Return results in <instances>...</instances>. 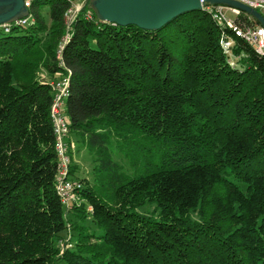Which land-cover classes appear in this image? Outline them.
<instances>
[{"label": "trees", "instance_id": "trees-1", "mask_svg": "<svg viewBox=\"0 0 264 264\" xmlns=\"http://www.w3.org/2000/svg\"><path fill=\"white\" fill-rule=\"evenodd\" d=\"M72 6L32 0L33 22L0 27V264H264V54L206 9L150 31L99 21L90 0L68 28ZM67 70L69 140L93 165L77 176L71 149L72 209L42 78Z\"/></svg>", "mask_w": 264, "mask_h": 264}, {"label": "built area", "instance_id": "built-area-1", "mask_svg": "<svg viewBox=\"0 0 264 264\" xmlns=\"http://www.w3.org/2000/svg\"><path fill=\"white\" fill-rule=\"evenodd\" d=\"M253 9L264 12V0H238ZM32 0H26V5L30 9ZM80 6L73 5L65 13L66 24L71 28ZM206 10L212 15L222 27L229 28L236 36L246 41L258 54H264V27L259 24L250 25L245 22H237L236 16L241 12L238 9L230 8L223 5L209 6ZM231 13V15L229 14ZM89 16V15H88ZM90 17V16H89ZM251 18V17H249ZM252 19V18H251ZM33 22L32 15L19 19L11 24L2 26L5 31H9L13 25H24ZM69 39V33L66 35L57 51L58 65L67 69L63 60V48L65 42ZM233 39L223 32L220 45L224 53L232 56L231 47ZM233 63V62H232ZM67 74L60 75L58 80L51 81L54 90V98L51 105L50 116L53 124L55 135V149L58 157V166L56 173L55 188L60 201L65 209H72L73 206H79L82 203L80 195L81 183L74 181L70 177L71 149L76 147L75 142L70 141V120L66 113V103L69 96L70 71ZM92 207H89L91 210Z\"/></svg>", "mask_w": 264, "mask_h": 264}, {"label": "water", "instance_id": "water-1", "mask_svg": "<svg viewBox=\"0 0 264 264\" xmlns=\"http://www.w3.org/2000/svg\"><path fill=\"white\" fill-rule=\"evenodd\" d=\"M90 4L101 22L150 31L161 29L184 13L214 5L238 9L264 27V14L238 0H90ZM29 14L26 0H0V27Z\"/></svg>", "mask_w": 264, "mask_h": 264}, {"label": "rangeland", "instance_id": "rangeland-1", "mask_svg": "<svg viewBox=\"0 0 264 264\" xmlns=\"http://www.w3.org/2000/svg\"><path fill=\"white\" fill-rule=\"evenodd\" d=\"M87 1L88 0H72V4L75 6H80L82 8ZM262 13L264 14V12H262ZM229 14L231 15V13H229ZM42 78H45L46 80H50V81H53L56 79V78L49 77L45 72L42 73ZM72 137L75 141L76 147H77V144H79V146L77 148L78 150H76V152L74 153V156H73V162L77 166L76 175L81 176V177H83V176L88 177V178H90V180H92L91 170H92L93 165L91 164V160H90L91 157L89 156L87 148L82 145L80 138H78L75 135H72ZM86 216L87 217H86L85 221H83L82 223H81L80 219L78 220L75 217L72 218V222H79L81 224H84V226L88 227L89 229L98 232L99 230L97 228V225H95V223L92 222L93 220H92L91 212L90 211L87 212ZM70 217H71V215H70ZM72 234L73 233H72L71 229H68L63 233L64 240H65L63 242L64 247H65L66 242L69 245L74 243L75 238Z\"/></svg>", "mask_w": 264, "mask_h": 264}]
</instances>
